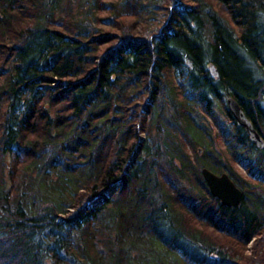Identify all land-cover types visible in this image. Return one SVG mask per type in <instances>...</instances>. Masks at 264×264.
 <instances>
[{"label": "trees", "instance_id": "1", "mask_svg": "<svg viewBox=\"0 0 264 264\" xmlns=\"http://www.w3.org/2000/svg\"><path fill=\"white\" fill-rule=\"evenodd\" d=\"M228 96L264 141V0H0V264H264Z\"/></svg>", "mask_w": 264, "mask_h": 264}, {"label": "water", "instance_id": "2", "mask_svg": "<svg viewBox=\"0 0 264 264\" xmlns=\"http://www.w3.org/2000/svg\"><path fill=\"white\" fill-rule=\"evenodd\" d=\"M208 69L211 75H217L214 65H210ZM225 104L227 106V111L229 112L230 116L234 118L233 120L235 123L244 128V132L247 137H249V141H251L257 148L263 147V137L258 134V132L255 130L256 128L251 124V121L248 120V117L244 115L240 105L237 104L236 100L233 99V97L228 96L225 100ZM200 171L203 180L206 182L208 192H210L213 197L217 198L219 202H222L223 205L229 207L232 205L236 206L241 202L240 200L243 190H240L237 186H235L234 181L230 179L225 172L215 174L210 169L208 170L204 167L201 168Z\"/></svg>", "mask_w": 264, "mask_h": 264}, {"label": "rangeland", "instance_id": "3", "mask_svg": "<svg viewBox=\"0 0 264 264\" xmlns=\"http://www.w3.org/2000/svg\"><path fill=\"white\" fill-rule=\"evenodd\" d=\"M141 137H143V135H141ZM215 145L219 148L220 147V149H222V150H225L224 149V147H223V139L219 136V134H215ZM188 150H189V152H193V150L191 149V147L187 144V147H186ZM194 150H196V148L194 149ZM197 150H198V148H197ZM201 151V150H200ZM200 151H199V153H200ZM233 168L235 169V171H236V173H240V174H243V175H245L246 173V171L242 168V166H238V165H234L233 166ZM251 241L252 240H249L248 242H247V244H245V250H246V252H249L250 251V245H252V243H251ZM174 256L172 253L170 254V256Z\"/></svg>", "mask_w": 264, "mask_h": 264}]
</instances>
